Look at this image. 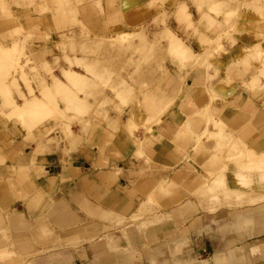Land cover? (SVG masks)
<instances>
[{
	"label": "crops",
	"instance_id": "obj_1",
	"mask_svg": "<svg viewBox=\"0 0 264 264\" xmlns=\"http://www.w3.org/2000/svg\"><path fill=\"white\" fill-rule=\"evenodd\" d=\"M51 1L2 0L0 51L29 37L42 62L65 29L77 34ZM100 1L102 16L83 0L77 18L97 37L155 19L153 0ZM177 4L176 31L149 34L191 58L164 61L125 120L44 152L0 110V264H264V0H215L219 17ZM223 30L233 44L206 64Z\"/></svg>",
	"mask_w": 264,
	"mask_h": 264
},
{
	"label": "rangeland",
	"instance_id": "obj_2",
	"mask_svg": "<svg viewBox=\"0 0 264 264\" xmlns=\"http://www.w3.org/2000/svg\"><path fill=\"white\" fill-rule=\"evenodd\" d=\"M26 1L30 7L34 6L35 0ZM166 1L153 0L149 4L155 19L150 25L138 26L132 36L107 34L97 37L92 29L77 21L83 0H52L58 18L69 16V28L79 31L76 34L65 29L52 43L54 52L49 53L47 60L44 53H39L42 62L26 52L29 37L23 38L22 42L18 37L11 38V50L0 51V110L9 109L10 119H18L26 129L27 139L31 136L34 141L39 140L38 145L44 152L68 141L76 130L86 132L92 124H104L114 117L125 120L127 109L157 80L164 61L191 58L166 48L168 36L164 32L162 36L165 37H158V40L149 34L153 28H163L168 34L169 30L176 31V22L172 18L175 12H170L172 9H168L170 5ZM100 2L93 0L91 8L102 16L105 10ZM173 2L176 3L173 10L177 11L179 0ZM214 2L199 0V10L221 16L226 10L225 4ZM2 5L0 0V8ZM38 11L45 9L38 7ZM180 12L185 13L186 8L182 7ZM110 26L106 21L105 31H110ZM47 41L52 38L48 37ZM222 41L233 44L223 30V34L210 44L209 51L199 58L206 64L218 58L224 51ZM77 74L81 79L78 78L79 84L74 86ZM39 131L42 136L38 135ZM260 167L264 170V161L260 162ZM257 214L263 215L264 208Z\"/></svg>",
	"mask_w": 264,
	"mask_h": 264
},
{
	"label": "bare ground",
	"instance_id": "obj_3",
	"mask_svg": "<svg viewBox=\"0 0 264 264\" xmlns=\"http://www.w3.org/2000/svg\"><path fill=\"white\" fill-rule=\"evenodd\" d=\"M169 33H170V32H169ZM173 38H174V37H173ZM175 39H176V38H175ZM177 50H178V48H177ZM72 74H73V76L76 77V74H75V73L72 72ZM73 76H72V77H73ZM70 77H71V76H70ZM72 77H71V78H72ZM78 78L81 79V76L79 77L78 74H77V79H78ZM73 79H74V77H73ZM77 79H76V81H75L72 85H74V84L76 83V85H74V86H77V85L79 84V81H80V80H79V79L77 80ZM74 80H75V79H74ZM74 80H72V81H74ZM69 82H70V84L72 83V82H71V79L69 80ZM59 86L61 87L60 84L58 85V87H59ZM15 264H16V263H15Z\"/></svg>",
	"mask_w": 264,
	"mask_h": 264
}]
</instances>
